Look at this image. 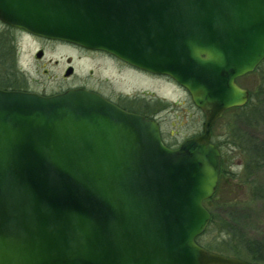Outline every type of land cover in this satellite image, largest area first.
Segmentation results:
<instances>
[{
  "label": "water",
  "instance_id": "obj_1",
  "mask_svg": "<svg viewBox=\"0 0 264 264\" xmlns=\"http://www.w3.org/2000/svg\"><path fill=\"white\" fill-rule=\"evenodd\" d=\"M0 22L166 76L204 115L169 148L83 88L0 89V264H260L196 238L220 175L211 129L264 60V0H0Z\"/></svg>",
  "mask_w": 264,
  "mask_h": 264
},
{
  "label": "rangeland",
  "instance_id": "obj_2",
  "mask_svg": "<svg viewBox=\"0 0 264 264\" xmlns=\"http://www.w3.org/2000/svg\"><path fill=\"white\" fill-rule=\"evenodd\" d=\"M1 35L13 43L16 66L29 91L49 95L72 85L96 83L98 89L105 90L121 107L152 114L168 146L176 148L201 132L203 113L192 103L189 94L169 78L151 80L127 68L119 72L104 56H88L70 43L36 37L16 29L10 31L0 22ZM39 50L43 53L37 58L35 54ZM68 68L72 69L69 76L65 75ZM263 72L264 65L257 72L239 77L237 82L258 96ZM140 98L143 100H135ZM262 117L260 123L245 131L264 142V111ZM239 121L233 111H228L212 127V140L222 146L224 175L218 182L213 201L206 208L214 212L219 226L224 221L232 222L247 236L264 241V201L252 192L253 181L264 185V165L257 172L253 167V172L248 174L244 168L246 157L231 146L230 131L241 127ZM219 234L216 241L221 239Z\"/></svg>",
  "mask_w": 264,
  "mask_h": 264
},
{
  "label": "trees",
  "instance_id": "obj_3",
  "mask_svg": "<svg viewBox=\"0 0 264 264\" xmlns=\"http://www.w3.org/2000/svg\"><path fill=\"white\" fill-rule=\"evenodd\" d=\"M8 30L12 31L13 28L8 27ZM8 32V31H7ZM10 33V32H9ZM6 34V31H5ZM3 43L0 40V88L9 90H23L27 91L24 77L21 75L19 69L15 62V50L13 43H10L8 38L4 40L2 35L0 36ZM263 62L256 68L254 72H257L262 66ZM264 73V72H263ZM262 86L260 87V93L257 96L256 102L253 101L254 94L250 93V98L248 102L242 107L231 108L228 111H233L237 121H239L238 128L231 129V146L240 150L243 156L246 157L245 170L248 174L253 172V167L256 169L264 165V142L258 140L256 137L250 135L245 131V128L253 127L262 121L263 111H264V74L262 75ZM135 111L142 112L145 115H150L139 109ZM242 127L244 130H242ZM212 134V133H211ZM211 141L215 144L221 151L222 146L216 141ZM224 175V160L221 151V163H220V176L219 180L223 179ZM252 192L253 195L262 199L264 201V185L261 183L252 182ZM214 195L204 201V205L210 204L213 201ZM210 212V221L207 225L205 231L196 238V242L205 248L206 250L226 253L227 255L238 257L250 262L264 264V241L256 238H251L247 236L243 231H241L234 223L223 222L218 225V221L214 216V212L208 209ZM217 233L221 239H215L218 237Z\"/></svg>",
  "mask_w": 264,
  "mask_h": 264
},
{
  "label": "flooded vegetation",
  "instance_id": "obj_4",
  "mask_svg": "<svg viewBox=\"0 0 264 264\" xmlns=\"http://www.w3.org/2000/svg\"><path fill=\"white\" fill-rule=\"evenodd\" d=\"M79 49H80L82 52L86 53L88 56H89V55H91V56H92V55H95V56H96V55L104 56L105 58H107V59H109L111 62H113V63L115 64V66H117V69H118L119 72H121L123 68H127V69H129V70H131V71L137 73V75H139V76H141V77H144V78H147V79H151V80L162 79V77H164V76L154 75V74H151V73H148V72H145V71H142V70L136 69V68H134V67H131V66L127 65L126 63H124V62H122V61H120V60H118V59H116V58H114V57H112V56H110V55L104 53V52H101V51H92V50H88V49H84V48H80V47H79ZM87 58H89V57H87ZM164 78H167V77H164ZM98 87H99V86L96 85V83H95V84L92 83L91 85H90V84H86V85H72V86L66 87L65 89H62V90H60V91H58V92H62V91H65V90H67V89H72V88H83V89H85V90H88V91L94 92V93H96V94L102 96V97L105 98L106 100H108V101H110V102H113L114 104H116V105H118L119 107H121L120 104H119L118 102H116L114 98H112V97H110L108 94H106L105 90L98 89ZM58 92H57V93H58ZM55 93H56V92H55ZM117 96H118L119 99L122 98L120 95H117ZM134 98H138V97H133V99H134ZM135 100H143V98L135 99ZM118 101H119V100H118ZM121 108H123V107H121ZM123 109L129 111V109H126V108H123ZM135 112L144 115L146 118H149V119H153V120H155V118H154V116H153L152 114H150V115H145V114H143L142 112H139V111H135ZM156 122H157V121H156ZM159 127H160V125H159ZM160 135H161L162 140H164V139H163V136H162L161 128H160Z\"/></svg>",
  "mask_w": 264,
  "mask_h": 264
}]
</instances>
